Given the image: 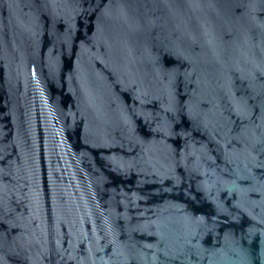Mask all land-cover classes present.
I'll use <instances>...</instances> for the list:
<instances>
[{
	"label": "water",
	"instance_id": "water-1",
	"mask_svg": "<svg viewBox=\"0 0 264 264\" xmlns=\"http://www.w3.org/2000/svg\"><path fill=\"white\" fill-rule=\"evenodd\" d=\"M0 264H264V0H0Z\"/></svg>",
	"mask_w": 264,
	"mask_h": 264
}]
</instances>
